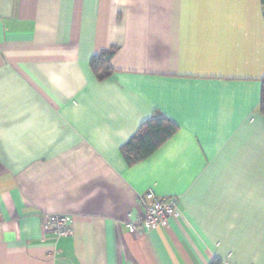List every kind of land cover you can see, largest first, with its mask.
Returning a JSON list of instances; mask_svg holds the SVG:
<instances>
[{
  "label": "crops",
  "instance_id": "1",
  "mask_svg": "<svg viewBox=\"0 0 264 264\" xmlns=\"http://www.w3.org/2000/svg\"><path fill=\"white\" fill-rule=\"evenodd\" d=\"M263 79L259 0H0V264H264ZM155 112L177 132L128 165ZM147 191L177 214L129 233Z\"/></svg>",
  "mask_w": 264,
  "mask_h": 264
},
{
  "label": "trees",
  "instance_id": "2",
  "mask_svg": "<svg viewBox=\"0 0 264 264\" xmlns=\"http://www.w3.org/2000/svg\"><path fill=\"white\" fill-rule=\"evenodd\" d=\"M264 7V0H259ZM117 48L111 47L90 59V68L97 80L102 81L113 73L110 60ZM259 111L264 115V79L261 85ZM178 130V125L168 117L155 112L146 119L134 135L121 147V154L128 165L138 163L152 155Z\"/></svg>",
  "mask_w": 264,
  "mask_h": 264
},
{
  "label": "built area",
  "instance_id": "3",
  "mask_svg": "<svg viewBox=\"0 0 264 264\" xmlns=\"http://www.w3.org/2000/svg\"><path fill=\"white\" fill-rule=\"evenodd\" d=\"M139 212L126 215L125 226L129 233L146 234L155 227L166 226L177 214L176 197H160L152 191L139 196ZM43 233L58 237L71 233L72 216L69 214H47L41 219Z\"/></svg>",
  "mask_w": 264,
  "mask_h": 264
}]
</instances>
